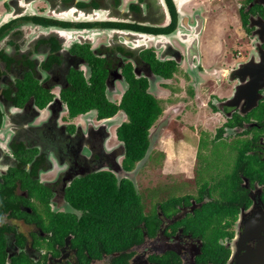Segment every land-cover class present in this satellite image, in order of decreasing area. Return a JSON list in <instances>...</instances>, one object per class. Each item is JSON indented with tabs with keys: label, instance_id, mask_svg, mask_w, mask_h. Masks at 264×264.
<instances>
[{
	"label": "flooded vegetation",
	"instance_id": "flooded-vegetation-1",
	"mask_svg": "<svg viewBox=\"0 0 264 264\" xmlns=\"http://www.w3.org/2000/svg\"><path fill=\"white\" fill-rule=\"evenodd\" d=\"M123 4L0 0V264H264V0ZM224 47L245 58L215 79ZM179 75L199 79L186 95L209 82L207 128L196 144L182 138L193 149L185 169L178 161L168 172L159 153L163 177L155 178L153 207L144 211L153 217L137 242L97 256L87 240L65 232V220L84 215L66 191L99 172L133 182L129 175L148 151L132 171L123 169L122 99L131 80L162 93L159 79L182 81ZM86 99L119 109L71 116L69 102ZM110 139L117 144L108 147ZM54 167L53 178L44 177Z\"/></svg>",
	"mask_w": 264,
	"mask_h": 264
},
{
	"label": "trees",
	"instance_id": "trees-1",
	"mask_svg": "<svg viewBox=\"0 0 264 264\" xmlns=\"http://www.w3.org/2000/svg\"><path fill=\"white\" fill-rule=\"evenodd\" d=\"M154 72L164 77L171 76L170 70L166 72L156 68ZM146 90L145 81L131 80L130 89L119 107L128 115V122L117 131L126 150L123 169L128 172L146 156L149 130L162 113L158 101ZM40 105L44 106V103ZM91 107L98 108L100 117H110L119 109L105 102H69L71 116ZM66 199L75 209L83 210L84 215L78 222L75 219L73 222L65 220V232L75 233L77 237L87 240L88 249L93 250L97 256L101 251L111 253L129 248L138 240L140 225L147 224L153 217L145 214L134 183L126 179L118 183L109 172H99L75 180L66 191ZM41 201H45L43 197ZM6 202L9 206L11 199ZM60 222L58 219L57 223Z\"/></svg>",
	"mask_w": 264,
	"mask_h": 264
},
{
	"label": "rangeland",
	"instance_id": "rangeland-1",
	"mask_svg": "<svg viewBox=\"0 0 264 264\" xmlns=\"http://www.w3.org/2000/svg\"><path fill=\"white\" fill-rule=\"evenodd\" d=\"M221 54L226 58V62L224 64L222 63L215 66L216 69H222V71L217 74V78L213 77L215 79L224 78L221 76L222 74H227L238 61H241L245 58L244 56L243 58L240 57V55L237 57L234 53L231 54L227 47H224ZM215 59L217 58L214 57V60ZM207 76L208 77H206L204 80L212 77V75ZM179 77L182 78L180 75ZM178 81L180 86L175 83ZM190 81L185 82L183 78L181 81L176 77L168 80L159 79V82L165 86V89H161L162 93L158 89H149V93L161 102L163 114L150 130V148L145 161L139 163L134 171H132L129 175V178L135 185L137 193L141 197L144 211L146 213H148L153 207V193L156 184L155 178L156 176L160 179L163 177V175L159 173L158 169L159 167L157 161L159 153L161 152L163 155H165V161L163 160L164 167L168 172H176L178 170L176 168L178 161L179 164L183 165L182 169H185V166L188 164L186 161L188 162L192 159L193 149L187 147L188 145H186V143H182V138L186 137L187 141L191 142V144H196L198 138L200 137V133H202V131L207 128L204 126L205 123L203 125L201 122H203L204 119L206 120V118H203V114H205V111L207 113V109L203 105L207 101L208 91L206 92V90L208 88L209 82L206 83V85L203 84L202 88L195 87V93L192 94L189 92V95H186L185 92L187 85H189V88L191 89L192 84L197 85L196 83L199 82V79H195L194 75H192V82ZM175 94L179 95L175 96ZM159 96L162 98H158ZM190 113L191 115H189ZM195 113L201 114L203 120L198 118L197 122L196 117L192 116V114L194 115ZM208 119L207 120L210 122V125H213L214 120L212 118ZM183 127H187V130H183ZM111 131L113 132V129H111ZM183 133H186L187 135H183ZM116 144L117 142L113 139H110L107 142L108 147L114 146ZM177 144H179V149L182 150L180 157H177V153L173 152V150L176 149L174 146ZM223 154L224 153L221 149L215 153L216 160H219L217 164L221 166V158ZM210 156H212V153ZM211 159L213 158L211 157ZM58 170L59 168L54 167L53 171L44 177L53 178V175H55ZM151 213L154 212H150L149 214Z\"/></svg>",
	"mask_w": 264,
	"mask_h": 264
},
{
	"label": "crops",
	"instance_id": "crops-1",
	"mask_svg": "<svg viewBox=\"0 0 264 264\" xmlns=\"http://www.w3.org/2000/svg\"><path fill=\"white\" fill-rule=\"evenodd\" d=\"M129 0H124V4H123V7L122 9L126 6V2H128Z\"/></svg>",
	"mask_w": 264,
	"mask_h": 264
}]
</instances>
